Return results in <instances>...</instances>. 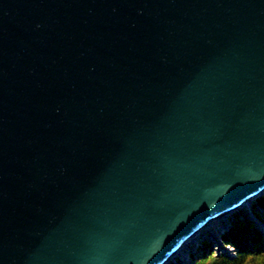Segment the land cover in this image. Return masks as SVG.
Returning <instances> with one entry per match:
<instances>
[{
	"label": "water",
	"instance_id": "1",
	"mask_svg": "<svg viewBox=\"0 0 264 264\" xmlns=\"http://www.w3.org/2000/svg\"><path fill=\"white\" fill-rule=\"evenodd\" d=\"M264 192V0H0V264H168Z\"/></svg>",
	"mask_w": 264,
	"mask_h": 264
},
{
	"label": "trees",
	"instance_id": "2",
	"mask_svg": "<svg viewBox=\"0 0 264 264\" xmlns=\"http://www.w3.org/2000/svg\"><path fill=\"white\" fill-rule=\"evenodd\" d=\"M264 207V200L260 202ZM260 231L250 220L238 219L223 236L225 246L236 249L237 255L230 257L217 254L210 245L204 255L195 264H264V245Z\"/></svg>",
	"mask_w": 264,
	"mask_h": 264
},
{
	"label": "rangeland",
	"instance_id": "3",
	"mask_svg": "<svg viewBox=\"0 0 264 264\" xmlns=\"http://www.w3.org/2000/svg\"><path fill=\"white\" fill-rule=\"evenodd\" d=\"M206 241H210V240H209V238L204 237V240L201 241L199 245L196 246V245L193 244V245L188 246L186 248V250L184 251L183 255L184 256H188V254L191 255L189 264H193L196 258L198 260L200 257H202V255L204 254L203 244H205ZM218 243L220 244V241H218ZM217 246H214V250L217 251L219 254H221V252H223L222 246L220 245V246H218V248H217ZM183 259H185L183 256H179V258H176L175 260H172L171 264L183 263L182 262Z\"/></svg>",
	"mask_w": 264,
	"mask_h": 264
},
{
	"label": "bare ground",
	"instance_id": "4",
	"mask_svg": "<svg viewBox=\"0 0 264 264\" xmlns=\"http://www.w3.org/2000/svg\"><path fill=\"white\" fill-rule=\"evenodd\" d=\"M256 198L257 197H254V198H252L250 201H248L247 203H245V205H243V206H249L252 202H254L255 200H256Z\"/></svg>",
	"mask_w": 264,
	"mask_h": 264
}]
</instances>
